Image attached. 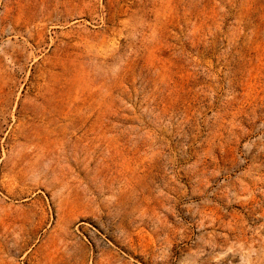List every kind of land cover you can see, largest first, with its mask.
<instances>
[{
    "label": "rangeland",
    "instance_id": "1",
    "mask_svg": "<svg viewBox=\"0 0 264 264\" xmlns=\"http://www.w3.org/2000/svg\"><path fill=\"white\" fill-rule=\"evenodd\" d=\"M0 264H264V0H0Z\"/></svg>",
    "mask_w": 264,
    "mask_h": 264
}]
</instances>
